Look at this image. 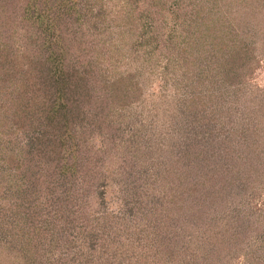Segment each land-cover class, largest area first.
Masks as SVG:
<instances>
[{
	"label": "trees",
	"instance_id": "1",
	"mask_svg": "<svg viewBox=\"0 0 264 264\" xmlns=\"http://www.w3.org/2000/svg\"><path fill=\"white\" fill-rule=\"evenodd\" d=\"M260 71L264 0H0V251L264 264Z\"/></svg>",
	"mask_w": 264,
	"mask_h": 264
},
{
	"label": "rangeland",
	"instance_id": "2",
	"mask_svg": "<svg viewBox=\"0 0 264 264\" xmlns=\"http://www.w3.org/2000/svg\"><path fill=\"white\" fill-rule=\"evenodd\" d=\"M264 72L260 71L256 76L255 79L257 82L262 83V81H264ZM239 124V123H237ZM244 127H246V132H248L247 130H249V141L248 143H250L252 146L256 147V145H259L261 147V149L264 150V130L261 129H257L256 132H254L250 126V124L248 125H243ZM239 127V125H237V128ZM257 149V147H256ZM117 195L116 191H115V186L114 184H110L108 185V187L106 188L105 191V203L107 205V207L111 208V209H115L117 212V208H119V206L117 205L118 202L120 204V201L118 200L117 197H115ZM3 250L0 251V257H2L3 262L2 264H23V261L21 260V258L19 257V255L17 256L16 254H14L13 252H8L6 250H4V248H1Z\"/></svg>",
	"mask_w": 264,
	"mask_h": 264
}]
</instances>
